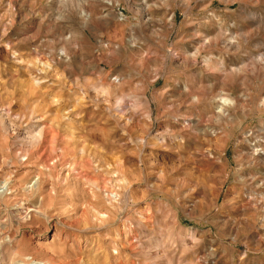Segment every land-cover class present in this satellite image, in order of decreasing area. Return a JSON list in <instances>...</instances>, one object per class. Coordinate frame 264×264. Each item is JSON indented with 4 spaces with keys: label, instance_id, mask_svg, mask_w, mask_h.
Here are the masks:
<instances>
[{
    "label": "rangeland",
    "instance_id": "rangeland-1",
    "mask_svg": "<svg viewBox=\"0 0 264 264\" xmlns=\"http://www.w3.org/2000/svg\"><path fill=\"white\" fill-rule=\"evenodd\" d=\"M263 63L264 0H0V264H264Z\"/></svg>",
    "mask_w": 264,
    "mask_h": 264
},
{
    "label": "bare ground",
    "instance_id": "bare-ground-1",
    "mask_svg": "<svg viewBox=\"0 0 264 264\" xmlns=\"http://www.w3.org/2000/svg\"><path fill=\"white\" fill-rule=\"evenodd\" d=\"M113 2L112 1H106V4L107 5H111ZM145 9V11H144V16H146V7L144 8ZM264 64V63H263ZM225 106V103H224V105L222 106V107H224ZM223 109V108H222ZM254 144V143H253ZM255 155H257V156H262V155H264V149H258V150H256L255 151ZM117 196V195H116ZM17 202V201H16ZM30 211H32V212H34V213H39V211H38V209H36V207H35V209H32V210H30ZM24 212V211H23ZM100 214V216H101V218H103V217H106L105 216V214H102L101 212L99 213ZM35 216V215H34ZM19 224H22V225H28V224H30V223H32V221H31V216H28V217H19V219H18V221H17ZM262 223V226H260V230L261 231H264V218L262 219V221H261ZM262 237H264V232H263V234H262ZM9 238V237H8Z\"/></svg>",
    "mask_w": 264,
    "mask_h": 264
}]
</instances>
